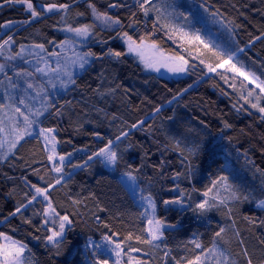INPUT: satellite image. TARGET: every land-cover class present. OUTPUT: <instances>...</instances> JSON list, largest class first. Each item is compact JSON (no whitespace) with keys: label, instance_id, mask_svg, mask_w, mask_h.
<instances>
[{"label":"trees","instance_id":"obj_1","mask_svg":"<svg viewBox=\"0 0 264 264\" xmlns=\"http://www.w3.org/2000/svg\"><path fill=\"white\" fill-rule=\"evenodd\" d=\"M30 2L38 16L24 3L0 0V45L11 37L0 49V79L23 73L27 89L31 85L38 97L30 98L25 86L18 91L28 102L38 100L40 109L45 102L44 115L34 117L54 130L57 153L69 160L56 172L58 165L48 159L40 137L23 140L5 158L0 154V233L27 246L26 264L109 263L117 261L116 243L123 247L121 264H129V255L143 264H189L201 254L190 243L195 236L204 252L218 246L228 264H248L249 258L264 264V207L258 206L264 200V113L252 106L256 100L264 107L262 94L244 79L217 70L224 55L163 23L156 3L144 4L145 14L140 0ZM190 3L232 28L235 49L208 41L229 47L225 53H238L239 64L264 83V0ZM190 3L180 4L176 17L188 12L191 18ZM53 5L55 11L48 13ZM93 8L120 23L97 19ZM86 25L92 38L81 52L94 55L72 74L66 92L30 68L27 59L12 57L23 46L38 45L46 58L59 54L58 47L69 40L61 30ZM191 27L207 38L203 25ZM125 33L184 58L189 69L177 78L148 72L128 53ZM13 41L18 45L10 50ZM109 141L117 153L113 171L98 155ZM129 175L163 221L161 247L144 242L150 239L143 211L122 182ZM220 177L227 181L216 183ZM36 188L44 189L47 199ZM205 200L215 207L201 213L196 205ZM61 216L72 222L65 224L57 248L48 236L59 231Z\"/></svg>","mask_w":264,"mask_h":264},{"label":"rangeland","instance_id":"obj_2","mask_svg":"<svg viewBox=\"0 0 264 264\" xmlns=\"http://www.w3.org/2000/svg\"><path fill=\"white\" fill-rule=\"evenodd\" d=\"M141 4H155L157 0H140ZM184 1H187L190 3V0H160L155 4L156 11L160 13V16L162 18L163 23H165L167 26L175 29L176 31L182 33L183 35L187 33V35H184V37L191 38L192 34L193 36H199L200 40H202L204 43L203 45L207 44L214 53H220L224 55V61L227 60L229 63L224 64L222 67L217 68L219 71H225L228 72L235 77L244 79L250 86L255 88L257 91H259L262 96L264 97V92H261L260 88L256 86L257 83H262L260 79L255 76L252 72L248 71L246 68H244L242 65L238 62V53H225L229 52V47L235 49L236 44V37L234 34V31L232 28L227 25L218 15L215 17H212L209 12L204 8V6L196 4H191V18H188L187 14L188 12L184 13L185 17H176V9L180 7V4H182ZM178 6V7H177ZM46 9V7H43ZM52 11H55V9H52ZM52 11H47L48 13ZM180 11V10H179ZM207 11V12H206ZM188 19L190 22H188ZM160 21V19L158 20ZM161 22V21H160ZM190 23V24H187ZM197 24H201L205 27V33L207 35L206 39H203L201 36V33L199 31L195 32L192 30L191 26L196 27ZM190 25V26H189ZM62 33L67 35L69 37V40L67 41L66 45L59 46V54H52L49 55V58H46L43 56V53L47 55V52L44 51L43 48L37 47V46H23L20 48V52L18 53H12V57L15 60L18 59H27L28 60V66L30 68H33L38 74H41L43 76H47L48 80L55 85V87L62 92H66L67 89L70 87L72 80H69L68 73L76 74L77 71L82 70L80 67V57H83V53L81 52L82 46L87 45L91 38L92 33L89 30V34L85 36H78L75 32L69 31L68 29L61 30ZM30 38V37H29ZM214 39L219 44L223 43L228 45L229 47H224L223 45H219L218 43H215V45L212 43V41H208L209 39ZM123 42L126 45L128 49V53L135 57L136 60L148 71L152 73H156L159 76L166 77V78H177L181 75H184L186 70L189 69V65L186 62V60L180 59V57H176L170 54H167L163 50H161L158 46L155 45V47H151L154 44H150L148 42L143 43H137L141 44V54H137L135 52H129V41L127 40V37L123 36ZM200 43V41H199ZM18 41H13L10 44L9 49L17 48ZM186 62V63H185ZM223 62V61H222ZM221 62V63H222ZM220 63V64H221ZM231 65H235L237 69H239V72L230 70ZM183 67V71L176 70L179 67ZM43 69V71H37V69ZM240 72L245 73L249 79H245L244 76L240 75ZM23 73L15 72L13 75H5L0 79V105H11V107H5L2 111H0V120L3 121V129L7 133L4 135L2 132H0V139L5 140L4 148L0 149V154L3 158H5L8 154H10L11 151L8 150V142L15 139V137L11 136L12 134V125L14 121H19L17 125L22 126L24 125L23 116H21L19 113H16L14 109L16 107H19L21 112H23L25 115H29L30 119L36 120L37 123L35 126L39 125V118H41L45 110L43 111V114L39 116V118L34 117L32 113H35L38 109L41 108V104L38 100H33L34 103L28 102L24 100L23 94L21 89L17 91V87L20 86L24 87L27 95L29 94V97L36 99L38 97L37 91L30 85L27 89L24 80L21 78V75ZM29 76V75H28ZM47 81V79H46ZM254 81V82H250ZM32 88V89H31ZM21 95V96H20ZM23 95V96H22ZM18 96L21 97V104H18L19 101L17 100ZM18 101V102H17ZM255 104L258 105V107H262L261 103L255 100ZM44 108H45V102H44ZM258 107H255L258 110ZM30 109L32 111H30ZM12 118V119H10ZM11 131V132H10ZM36 132V131H35ZM54 132L50 133L49 135L54 136ZM55 137V136H54ZM44 138V137H43ZM44 145L46 147L47 152L49 155H52L50 149L52 147L51 144H47L45 139ZM18 145V143H17ZM57 140L55 138V157L54 160H52L53 163L56 165H60L61 163H65L68 161V158H64L63 162L59 160V155L57 153ZM111 150L114 151V148L111 147ZM99 157L102 159L104 165L106 168H108L110 171H113L115 169V164H110L106 162L103 158V156L99 155ZM123 184L127 187L129 192L133 195L136 202L141 207L143 214L142 217L147 224V233L149 236V239L151 240V235L149 232V228L153 227V225H149L148 221L149 219H152L153 221L157 220L156 218V207L154 202L152 201L155 211H153L152 206L149 205V198H144L141 196V194L138 191L137 183L135 179H129V176L122 177ZM51 218V216H49ZM164 226L161 229L162 235L159 240L152 241V243L158 247H161L164 242ZM64 235V234H63ZM63 237V236H62ZM62 237H58V241L62 239ZM196 242H198L200 245V238L197 236L193 237L191 240V244L196 246ZM6 243V241L0 237V244ZM197 250L201 253L199 256L198 263L200 264H228L227 257L224 254L223 257L220 256V252H223L218 246H215L211 249V251H205L203 250V247H196ZM102 251H106L105 249L101 248ZM112 252V251H111ZM110 251L108 252L109 255L112 254ZM114 253V252H113ZM115 254V253H114ZM112 254V256L115 257V255ZM28 256V248L26 247L24 255L22 259L24 260L25 264L27 261ZM117 258V257H116ZM107 264H116V261L109 260V263Z\"/></svg>","mask_w":264,"mask_h":264},{"label":"snow or ice","instance_id":"obj_3","mask_svg":"<svg viewBox=\"0 0 264 264\" xmlns=\"http://www.w3.org/2000/svg\"><path fill=\"white\" fill-rule=\"evenodd\" d=\"M16 2L26 4L27 9L31 11L33 16L39 15V13L36 12L35 9L33 8V4L30 2V0H16ZM149 2H150V0H149ZM53 7H56V6L55 5L50 6L48 8V11H52ZM60 7L66 8L67 5H61ZM141 7H145V5L141 4ZM147 11H148V9L145 7V14H147ZM93 12L96 15L97 19H103L106 22L111 21L112 23H115V24L120 23L119 20L112 21L111 17H109L105 14H102V13H97L95 8H93ZM89 28H90V26L86 25V26L78 27V28H74V29L70 28L68 30L75 32L78 36H85L86 37L89 34ZM184 35H187V33H185ZM125 36L127 37V40L129 41V52H135L138 55L141 54L142 45L137 44L136 41L132 40V38L130 36H127L126 33H125ZM193 39L200 41V43H202V44L204 43L202 40H200V37L198 35L193 37ZM10 41H11V37H9L8 40H5L3 45H0V49H3L4 45L9 44ZM204 46L206 48L208 47L207 44H205ZM37 47L43 48V45H38ZM151 47H155V45H152ZM110 54L114 55L116 57L121 56L120 52H114V53H110ZM93 55H94V53L88 52V53H85L83 57H80L79 58L80 67L83 68L84 64H86L88 62L85 57H89V56H93ZM215 55H219V54L215 53ZM180 59H183V58L181 57ZM226 63H229V61L225 60L221 64H219L218 66L222 67ZM3 70H4V66L0 65V72H3ZM176 70L183 71L184 69L181 66ZM209 70L210 71L214 70L211 65H209ZM230 70L239 72V69H237L235 65H231ZM37 71H43V69L38 68ZM240 75L244 76L245 79H249V77L243 72H240ZM68 76H69V80H71V74L70 73H68ZM250 82H254V81H250ZM256 86L258 88H260L261 92H264V83H257ZM250 95H251V93H250ZM252 106L258 107L257 104H253ZM5 107H11V105H0V111H2ZM43 110H44V108L38 109L35 113H32V115L39 117L40 115L43 114ZM258 110L261 113H264V107H258ZM14 111L16 113H19L21 116H23L24 125H23V128H19V127H17V124L19 123V121H14V123L12 125V132L15 133V139L8 142V150L9 151L14 149L16 147L17 143L20 140L24 139L25 135L31 136L33 134L32 128L37 123L36 120L30 119L29 115H25L23 112H21L19 107H16L14 109ZM157 111H159V109H157ZM10 119H12V118H10ZM2 125H3V121L0 120V132L4 131ZM52 132H54L53 129H47V128H40L39 129V134L44 137L46 143L52 145V147L50 149L52 155H50L48 157L49 160H54V157H55V137L49 135ZM124 135H127V133H124ZM117 139H119V137ZM111 144H112V141H109L108 146L101 149L100 152L98 153V155L103 156V158L106 162L114 165L117 162V153H116V151L111 150ZM4 145H5V140L0 139V149L4 148ZM59 160L61 162H63L64 157L60 156ZM54 170L56 172H60L62 170V163L60 166H56L54 168ZM129 179L134 180L135 178L129 175ZM221 181L226 182L227 177H220V179L216 183H220ZM56 183H60L59 178L57 179ZM209 191H211V190H209ZM36 192L38 194L45 195V198L47 199V196H46L44 189L36 188ZM204 195L208 196L209 192H205ZM33 199H35V197H33ZM212 199L215 200L216 198L212 197ZM165 203L166 204H180L181 201H165ZM149 205L152 206L153 211H155V208H154V205L151 201V198H149ZM258 206L264 207V200L260 201ZM49 207L51 208V205H49ZM211 207H215V205L209 204V201H207V200H205L202 203H198L196 205V208L200 209L201 213L206 212ZM19 211H20V209L18 208L17 212H19ZM52 211L54 212V210H52ZM55 215H59V214L55 213ZM59 220H60L59 231H53L52 234L50 236H48V240L50 242H52L53 245L57 248L60 246L57 238L63 236L65 224L66 223L71 224V222H72L68 216H61V217H59ZM148 223H149V225H153V227L149 228L151 240H145L144 242L145 243H151L152 241L159 240L161 238V235H162L161 229L164 226L163 221H160V220L153 221L152 219H149ZM222 232H223V229H221L220 232H217L216 235L221 236ZM0 237H2L6 241V243L0 244V264H25L22 257L24 255V252H25V249L27 246L22 244L20 241L13 240L11 237L5 236L3 233H0ZM131 238H132L131 236L128 237V239H131ZM105 240L108 243H113L108 237H105ZM196 247L199 248V247H201V245L198 242H196ZM112 251L115 253V255L117 257L116 264H121L120 257L123 255L122 245L119 243H116L114 245V248L112 249ZM132 251H139V249H132ZM209 251H211V249ZM245 251H247V250H245ZM223 255H224L223 252H220V256L223 257ZM128 261H129V264H143L142 261L135 260L133 257H131V255H129ZM198 261H199V257H197L196 260L190 261L189 264H198ZM95 264H101V262L96 261ZM102 264H107V261H103ZM248 264H252L251 258L248 259Z\"/></svg>","mask_w":264,"mask_h":264},{"label":"crops","instance_id":"obj_4","mask_svg":"<svg viewBox=\"0 0 264 264\" xmlns=\"http://www.w3.org/2000/svg\"><path fill=\"white\" fill-rule=\"evenodd\" d=\"M18 91V90H17ZM19 98H20V96H18V98H17V100L19 101ZM17 101V102H18ZM20 102V101H19ZM19 104V103H18ZM17 127H19V128H22V126H20V125H17ZM40 128H43V126H42V123H39V125L38 126H33V128H32V135L31 136H28V135H25V137H24V139H22V140H20L18 143H20V142H22L23 140H25V139H27V138H33V137H40V139L42 140V142L44 143V138H43V136L42 135H40L39 134V129ZM36 131V132H35ZM11 132V131H10ZM4 135H6L7 133L5 132V131H3L2 132ZM6 133V134H5ZM11 136H13V137H15V133L14 132H12V134H11ZM54 136H55V134H54Z\"/></svg>","mask_w":264,"mask_h":264}]
</instances>
